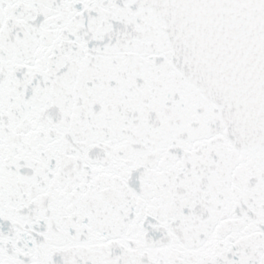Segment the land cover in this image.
<instances>
[{
	"label": "snow or ice",
	"instance_id": "1",
	"mask_svg": "<svg viewBox=\"0 0 264 264\" xmlns=\"http://www.w3.org/2000/svg\"><path fill=\"white\" fill-rule=\"evenodd\" d=\"M0 264H264V0H0Z\"/></svg>",
	"mask_w": 264,
	"mask_h": 264
}]
</instances>
